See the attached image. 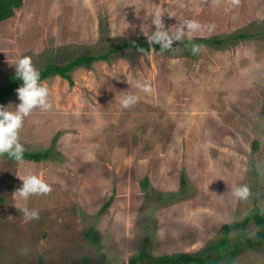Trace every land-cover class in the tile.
<instances>
[{"label":"rangeland","instance_id":"obj_1","mask_svg":"<svg viewBox=\"0 0 264 264\" xmlns=\"http://www.w3.org/2000/svg\"><path fill=\"white\" fill-rule=\"evenodd\" d=\"M157 12L169 36L185 20L200 25L191 39L241 30L255 36L203 47L193 58L123 51L77 69L74 86L58 76L43 81L52 106L25 118L20 140L25 150L39 151L60 134L62 157L0 155V264H150L138 254L154 229L155 255H195L225 224L264 211V0H24L0 23V90L20 57L39 70L122 40H147ZM126 95L136 98L127 107ZM18 103L17 96L4 106ZM28 173L51 191L27 200L15 195L23 184L18 176ZM239 185L250 189L246 200L232 194ZM112 195L110 209L96 218ZM24 206L39 217L26 220ZM93 224L104 261L85 235ZM261 230L250 223L244 236H230L235 244ZM234 264H264V247Z\"/></svg>","mask_w":264,"mask_h":264},{"label":"trees","instance_id":"obj_2","mask_svg":"<svg viewBox=\"0 0 264 264\" xmlns=\"http://www.w3.org/2000/svg\"><path fill=\"white\" fill-rule=\"evenodd\" d=\"M24 0H0V23L12 18L16 11L22 8ZM31 20L28 18L27 21ZM106 28L101 30L102 34L106 33ZM254 34L247 30H241L235 34L214 36L209 38H195L176 40L171 43L167 48L161 46L160 43L151 44L148 39L146 40H122L110 46L104 52L98 53H85L72 57L64 63H47L45 66L39 69L42 82L53 77H61L69 82L70 86H74L73 73L83 67L91 68L92 65L99 61L111 62L123 51H136L144 55H148L151 52L173 54L174 52H185L190 57H195L196 54L203 47H211L222 49L227 46H233L236 43L251 40L254 38ZM199 46V51L192 52V45ZM21 81L16 78V75L11 76L5 87L0 90V105H4L7 101H10L17 97L16 89L20 86ZM60 138V134H57L52 139L51 145L43 150L28 151L25 150L23 158L21 160H28L32 162H45L51 160H59L62 155L57 150V143ZM5 157L9 158L6 154ZM13 161L15 159L9 158ZM142 189L148 192L150 182L148 178L141 181ZM171 197L174 194L170 195ZM114 201V195L104 203L102 208L96 215V218H100L111 207ZM4 203V199L0 198V204ZM250 223H255L258 227H264V211L252 210L250 214L245 218L243 222H233L231 224H225L222 227L221 235L213 242L209 243L203 250L195 255L189 253H173L169 255H155L152 252V246L154 238L156 236L154 229L148 237L141 244V250L138 254L140 260L149 262L150 264H234L236 259L244 253L258 248L264 247V230L259 231L255 236L243 237L237 243H233V239L230 236L232 231L239 230L240 235L244 236L245 229ZM87 240L103 255L102 259L106 258L103 252V243L100 237V232L96 229L94 224L85 232ZM132 261V260H131ZM130 262L129 264H132Z\"/></svg>","mask_w":264,"mask_h":264},{"label":"clouds","instance_id":"obj_3","mask_svg":"<svg viewBox=\"0 0 264 264\" xmlns=\"http://www.w3.org/2000/svg\"><path fill=\"white\" fill-rule=\"evenodd\" d=\"M152 23L156 30L147 39L149 43H160L164 48L169 47L173 40H179L185 32L191 39V33L200 28L197 21L185 20L177 32L173 36H169L167 31H161L164 22L158 12L154 15ZM191 50L196 53L199 51V46L193 44ZM12 64L15 67L16 78L21 81L20 86L16 89L19 103L14 105V108H10L13 105H0V155L6 154L9 158L19 161L23 158L25 151L19 135L25 118L29 117L36 109L48 110L52 105L49 100V89L42 82L40 71L33 65L31 58L23 56ZM135 99V96L126 95L122 99V104L127 107L134 103ZM18 177L23 181V184L14 194L23 200H27L32 195L47 194L51 191L50 185L36 173ZM232 194L239 200H246L250 189L247 185H239L234 188ZM19 211L23 213L26 220L39 217L38 211L29 209L27 206L20 208Z\"/></svg>","mask_w":264,"mask_h":264}]
</instances>
